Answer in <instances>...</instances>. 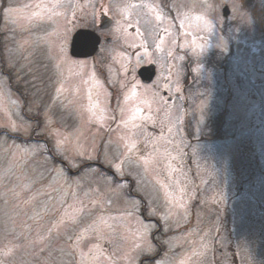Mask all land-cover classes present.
<instances>
[{"label": "rangeland", "instance_id": "obj_1", "mask_svg": "<svg viewBox=\"0 0 264 264\" xmlns=\"http://www.w3.org/2000/svg\"><path fill=\"white\" fill-rule=\"evenodd\" d=\"M122 1L134 3L123 20L146 22L145 29L152 27L149 32L153 36L149 39L159 51L176 45L174 22L168 15L170 10L174 18L183 20L177 25L181 34L185 30L187 38L194 32L193 25H199L202 38L197 45L203 56L202 93L191 98L188 104L196 115L203 114L205 120L207 113L214 111L212 107L221 112L230 100L228 107L232 113L226 111L222 117L233 122L234 152L244 147L261 175L264 171V28L255 25L251 9L238 0ZM6 2L4 7L0 0V127L5 128L0 129V264H137L148 248V233L154 228L145 220L148 217H156L163 225L162 230H170L168 246L176 240L181 241L180 234L185 229H181L182 224L190 225L192 213L197 210L184 213L172 194L162 193V184L152 163L137 162L131 155L138 149L131 138V130L125 128L133 127L140 115L135 110L142 106L130 93L131 66L115 69L109 64L103 65L102 73H95L90 66L85 75H77L83 67L77 59L65 56L68 55L65 44H68L72 28L91 16L81 11L86 0ZM223 5L229 8L228 16H222ZM112 14L119 17L116 11ZM159 32L161 36L153 38ZM108 34L115 36L111 30ZM140 40L134 33L124 39L126 42ZM228 44L234 45L237 54L235 59L225 61L227 69L206 62L211 52L219 50L221 54L215 58L220 64ZM102 54L101 59L118 57L109 56L107 52ZM9 62L30 65L37 80L29 96L37 105L35 110L31 111L28 96H18L8 88L9 83L7 86L1 79V72ZM18 74L25 75V69L21 68ZM114 79L120 80V84L114 83V91L122 103L113 109L117 113L120 111V118L102 108L109 106L110 94L108 87L105 93L101 80ZM53 81L58 85L68 82L62 88L51 90ZM1 85L6 87L8 99ZM8 100L16 101L17 108L10 110ZM42 105L48 107L44 116L37 112ZM6 106L9 116L5 115ZM196 115L188 119L194 127L200 123ZM112 117L113 122L110 121ZM9 118L21 124L11 123ZM223 123L222 132L225 133L226 123ZM147 130L154 139L155 130ZM167 132V129L163 131ZM122 133L125 147L120 142ZM169 137L167 134L166 138ZM171 137L175 145L149 146V152L159 156L180 151L182 154L181 135L175 132ZM8 140L11 142L6 144ZM220 144L218 150L225 154L226 143ZM195 146L189 150L194 156L214 153L205 149L208 145H203V152ZM87 158L113 167L115 176L104 172L101 175L98 168L87 164ZM3 178L7 179L5 184ZM254 189L256 197L245 202L239 212L245 214L252 205L251 211L256 212L257 219H264V183L251 188ZM234 218L232 238H238L242 236L239 220L242 216L235 213ZM249 229L252 256L256 245L264 249V241L256 244L253 226ZM138 241L141 242L136 246ZM192 244L186 242L189 248L178 260L176 257L185 251L182 244L177 246L179 251L175 252V258L169 254L150 264H195L193 251L196 247ZM121 251L129 253L120 257Z\"/></svg>", "mask_w": 264, "mask_h": 264}, {"label": "flooded vegetation", "instance_id": "obj_2", "mask_svg": "<svg viewBox=\"0 0 264 264\" xmlns=\"http://www.w3.org/2000/svg\"><path fill=\"white\" fill-rule=\"evenodd\" d=\"M85 3V8L81 11H86L87 17L91 16L88 19L84 17L86 20L80 21V25L73 27L71 36L81 29L91 30L99 36L100 41L93 56L73 59H77L79 65L83 62V69L93 66L95 73H102L100 69L104 68L101 66L108 64L115 69L122 65L131 66L130 93L138 103L144 104L140 110L139 121L131 128V136L139 152L147 153L151 166L161 181L162 193L172 194L184 213L185 211L189 213L192 209L197 210L192 213L194 217H191L190 225L182 224L184 226L181 229H185L180 234L184 242L187 239L193 240L196 244L195 264H264L262 246L256 245L252 249L251 256L252 241L249 229L253 226L252 232L255 235L252 236L256 244L264 241L262 238L264 219H257L256 212L251 211L252 205L245 214L239 212V208L245 202L256 197L255 189L251 190V188L260 187L264 183V171L259 174L260 171L253 165L244 147H241L237 153L234 152V127H231L233 122L227 119L225 133L219 134L217 107H212L214 111L207 113L205 120L203 114L196 115L195 112L187 111L190 99L197 98L202 93L203 56L200 45H197V41L200 43L202 38L199 25H193L194 32L187 38L185 30L181 34L177 25L183 20L174 18L175 15L170 10L168 15H171L169 19L174 22L176 45L166 51H159L153 47L156 45L155 42L149 39L153 36L149 32L152 27L145 29L146 22L138 24L136 20L132 22L123 20V16L129 13L134 3L122 0H86ZM113 11L118 12L119 17L113 15ZM109 30L114 31V37L107 35ZM131 33L139 36L141 40L124 41ZM160 36L161 32L153 38ZM89 45L93 44L89 43ZM103 52L118 57L101 59ZM215 52L218 53V50ZM226 53L228 61L235 59L234 45L228 44ZM114 83L120 84V80H101L105 93L108 87L111 95L107 101L109 106L102 108L111 112L117 104L122 103L115 96L117 93L114 91L116 88ZM195 115L200 118V123L196 127L188 121ZM208 124H213L211 130L205 128ZM221 125L223 129L224 123L221 122ZM145 126L147 129L155 130L154 139ZM166 129L168 132L163 133ZM175 132H178L183 140L182 154L180 151L169 156H159L149 152V146L175 145L171 137ZM167 134L170 135L169 138H166ZM220 142L226 143L227 150L219 159L218 155L214 154L194 156L189 152L195 143V148L202 145L215 148ZM135 161L141 160L135 159ZM204 167L206 168L203 169ZM235 213L242 216L239 219L242 236L238 238H232ZM145 220L155 227L149 231V246L147 252L140 257L139 264L160 261L170 252L166 243L170 230H162V225L156 217H148ZM181 221L184 219H180ZM251 258L257 260L252 261Z\"/></svg>", "mask_w": 264, "mask_h": 264}, {"label": "trees", "instance_id": "obj_3", "mask_svg": "<svg viewBox=\"0 0 264 264\" xmlns=\"http://www.w3.org/2000/svg\"><path fill=\"white\" fill-rule=\"evenodd\" d=\"M243 6L251 9L254 20L259 28H264V5L261 0H238Z\"/></svg>", "mask_w": 264, "mask_h": 264}, {"label": "water", "instance_id": "obj_4", "mask_svg": "<svg viewBox=\"0 0 264 264\" xmlns=\"http://www.w3.org/2000/svg\"><path fill=\"white\" fill-rule=\"evenodd\" d=\"M223 11H224V13L226 14V13H227V8L224 7V8H223Z\"/></svg>", "mask_w": 264, "mask_h": 264}, {"label": "snow or ice", "instance_id": "obj_5", "mask_svg": "<svg viewBox=\"0 0 264 264\" xmlns=\"http://www.w3.org/2000/svg\"><path fill=\"white\" fill-rule=\"evenodd\" d=\"M135 111H136V113H138L139 112V109H136Z\"/></svg>", "mask_w": 264, "mask_h": 264}]
</instances>
